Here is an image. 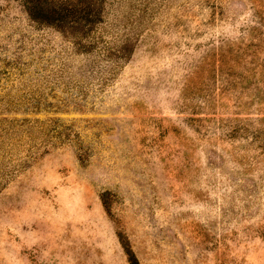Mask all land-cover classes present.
<instances>
[{
    "label": "rangeland",
    "instance_id": "rangeland-1",
    "mask_svg": "<svg viewBox=\"0 0 264 264\" xmlns=\"http://www.w3.org/2000/svg\"><path fill=\"white\" fill-rule=\"evenodd\" d=\"M105 13L0 0V264H264V0Z\"/></svg>",
    "mask_w": 264,
    "mask_h": 264
},
{
    "label": "trees",
    "instance_id": "trees-1",
    "mask_svg": "<svg viewBox=\"0 0 264 264\" xmlns=\"http://www.w3.org/2000/svg\"><path fill=\"white\" fill-rule=\"evenodd\" d=\"M29 19L43 28H51L63 36L72 39V43L79 51L88 52L94 43L91 32L105 19V4L107 0H18ZM90 36V37H89ZM87 41L88 48H81ZM133 45L120 47L121 58L129 57ZM0 125V131L4 130ZM1 137V136H0ZM2 143V141H1ZM13 145V143H9ZM123 249L130 264L134 263L132 250L122 240Z\"/></svg>",
    "mask_w": 264,
    "mask_h": 264
}]
</instances>
